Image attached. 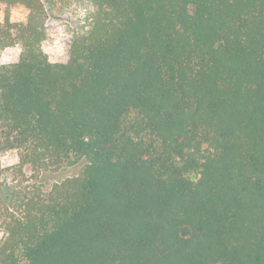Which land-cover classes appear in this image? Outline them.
I'll return each mask as SVG.
<instances>
[{"label":"trees","instance_id":"1","mask_svg":"<svg viewBox=\"0 0 264 264\" xmlns=\"http://www.w3.org/2000/svg\"><path fill=\"white\" fill-rule=\"evenodd\" d=\"M0 8V264H264V0Z\"/></svg>","mask_w":264,"mask_h":264},{"label":"rangeland","instance_id":"2","mask_svg":"<svg viewBox=\"0 0 264 264\" xmlns=\"http://www.w3.org/2000/svg\"><path fill=\"white\" fill-rule=\"evenodd\" d=\"M28 11L25 8H13L10 11V19L12 22L24 21L27 17ZM6 12L0 8V22H5ZM45 53L47 54L51 62H66L69 58V54L66 45L63 41L61 33L54 34L53 40L46 42L43 46ZM21 49L19 47H7L0 52V63L8 64L17 62L20 58ZM2 164L4 166H10L19 162L18 150H10L2 156ZM5 233L0 230V241L4 238Z\"/></svg>","mask_w":264,"mask_h":264}]
</instances>
